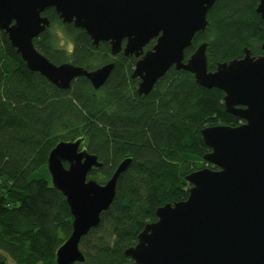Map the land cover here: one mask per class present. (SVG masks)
<instances>
[{
    "label": "trees",
    "instance_id": "1",
    "mask_svg": "<svg viewBox=\"0 0 264 264\" xmlns=\"http://www.w3.org/2000/svg\"><path fill=\"white\" fill-rule=\"evenodd\" d=\"M257 3L215 0L207 12L209 24L195 33L185 60L202 42L207 43L208 70L242 57L245 47L253 55L264 54ZM44 14L50 26L33 43L51 62L87 70L109 61L114 66L97 90L83 76L60 89L30 70L0 30V264H56L72 215L52 185L47 158L59 141L76 139L102 163L88 176L99 183L123 159L131 162L118 176L115 196L99 224L81 238L84 261L74 264L125 263L130 258L124 250L157 220L156 209L187 198L185 175L205 166L217 169L203 159L210 149L200 130L237 126L241 120L226 112L221 90L202 87L191 73L173 66L148 94L139 95V79L131 78L135 56L120 52L113 57L107 42L92 44L85 30L63 24L53 8ZM61 33L71 49L60 44Z\"/></svg>",
    "mask_w": 264,
    "mask_h": 264
},
{
    "label": "water",
    "instance_id": "2",
    "mask_svg": "<svg viewBox=\"0 0 264 264\" xmlns=\"http://www.w3.org/2000/svg\"><path fill=\"white\" fill-rule=\"evenodd\" d=\"M214 2L0 0V30L30 70L60 89L83 76L97 90L114 64L87 70L71 62L55 64L37 50L33 39L49 26L42 12L50 7L63 22L84 29L94 45L108 41L112 55L122 49L124 55L136 56L131 78H139V95L148 94L173 66L191 73L198 85L221 90L226 112L242 120L237 126L200 130L210 149L203 159L217 169L205 166L185 175L187 198L159 206L157 220L146 224L137 242L124 250L130 259L121 264H264V54L253 55L245 47L242 57L218 62L214 70L207 68L206 42L186 60L184 56L195 33L209 24L207 12ZM255 11L264 21V0H258ZM81 142L59 141L47 158L52 185L64 195L72 215V229L56 251V264L84 261L81 238L99 224L115 196L118 176L131 162L123 159L99 183L88 175L102 163Z\"/></svg>",
    "mask_w": 264,
    "mask_h": 264
},
{
    "label": "flooded vegetation",
    "instance_id": "3",
    "mask_svg": "<svg viewBox=\"0 0 264 264\" xmlns=\"http://www.w3.org/2000/svg\"><path fill=\"white\" fill-rule=\"evenodd\" d=\"M50 8H53V7H50ZM48 9H49V8H46V9L42 12V15L46 16L44 13H45L46 10H48ZM53 9H54V8H53ZM54 11H55V10H54ZM55 13H56V12H55ZM57 16H58V15H57ZM47 18H48V17H47ZM48 19H49V18H48ZM59 19H60V18H59ZM49 21H50V20H49ZM60 21H61L63 24H69V23H65V22H63L61 19H60ZM72 24H73V23H72ZM49 26H50V24H49ZM49 26H48V27H49ZM73 26H74V25H73ZM74 27H75V26H74ZM76 28H79V27H76ZM81 29H82V28H81ZM83 30H84V29H83ZM61 34H62V33H61ZM63 36H64V35H63ZM37 37H38V36H37ZM37 37H36V38H37ZM89 37H90V36H89ZM64 38H65V36H64ZM34 39H35V38H34ZM34 39H33V40H34ZM155 40H156L155 38L152 39V40H150L149 43L153 42V43L151 44L150 48H147V45H146V46H144L143 49H144L145 51L151 49L152 46H153V44L155 43ZM65 41H66L67 43L64 42L65 44H64V43H60V44H63L68 50L71 49V48H72L71 43H69V42L66 40V38H65ZM101 42H107V43L109 44L108 41H101ZM125 42H126V38L124 37V38L122 39V41H121L122 46H124ZM149 43H148V44H149ZM92 44H93V43H92ZM109 47H110V44H109ZM195 49H196V48H195ZM195 49H194V50H195ZM120 52H122V54H123L122 49H121ZM120 52H119V53H120ZM193 52H194V51H193ZM117 54H118V53H117ZM117 54H115V55H112V54H111V56L114 57V56H116ZM125 56H134V55H125ZM135 57H136V56H135ZM136 58H137V57H136ZM136 61H137V60H136ZM109 62H112V61H109ZM109 62H107V63H109ZM112 63H113V62H112ZM138 79H139V78H138ZM138 82H139V81H138ZM137 84H138V83H137ZM240 120H241V119H240ZM241 122H242V120H241ZM241 122H240V123H241Z\"/></svg>",
    "mask_w": 264,
    "mask_h": 264
},
{
    "label": "rangeland",
    "instance_id": "4",
    "mask_svg": "<svg viewBox=\"0 0 264 264\" xmlns=\"http://www.w3.org/2000/svg\"><path fill=\"white\" fill-rule=\"evenodd\" d=\"M59 42H60V43H64V42L67 43V42L65 41V38H64V36H63L62 34L59 35ZM65 43H64V44H65ZM88 176H89V175H88ZM92 179H93V178H92ZM94 180H95V179H94ZM96 181H97V180H96ZM97 182H98V181H97ZM102 183H103V182H102ZM79 246H80V244H79Z\"/></svg>",
    "mask_w": 264,
    "mask_h": 264
}]
</instances>
